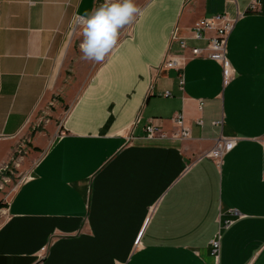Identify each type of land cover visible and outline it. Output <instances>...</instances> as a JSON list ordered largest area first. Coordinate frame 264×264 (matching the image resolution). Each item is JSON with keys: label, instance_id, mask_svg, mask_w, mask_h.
I'll return each instance as SVG.
<instances>
[{"label": "crops", "instance_id": "crops-1", "mask_svg": "<svg viewBox=\"0 0 264 264\" xmlns=\"http://www.w3.org/2000/svg\"><path fill=\"white\" fill-rule=\"evenodd\" d=\"M103 3L0 0V173L18 182L2 201L0 264H215L218 233L216 264H264V0L227 39L226 85L191 54L213 32L191 27L246 0L136 4L94 63L79 44ZM171 55L185 58L182 88L162 67ZM221 137L237 142L218 164L205 154Z\"/></svg>", "mask_w": 264, "mask_h": 264}, {"label": "built area", "instance_id": "built-area-1", "mask_svg": "<svg viewBox=\"0 0 264 264\" xmlns=\"http://www.w3.org/2000/svg\"><path fill=\"white\" fill-rule=\"evenodd\" d=\"M228 2H236V0H227ZM262 0H246V6L243 11L237 10L234 16L228 14L227 12L213 14L208 17H203L195 21L191 27L192 37L195 39H201L205 36L206 32L212 31L213 35L208 38V44L204 49L200 48H191V54L193 56H206L211 60L217 62L221 66L223 84H228L234 77L236 72L229 64V61L226 57V43L227 39L233 30L237 20L242 17L247 12H256L260 9ZM82 18L75 16V24L79 23ZM74 25V24H73ZM176 29L172 33V39H178L179 45L182 49L186 48L185 42L182 38L177 37ZM204 51L206 52L204 54ZM185 58L182 55H171L165 60H163L162 67L173 69L177 72V78L179 86L182 88L184 84V66ZM165 96H169V93L166 92ZM174 123L179 128V131L174 135L177 138L183 139L189 136L188 130L183 126V114H177L173 118ZM145 131L149 137L153 136H164L161 129L154 124H149L145 127ZM63 134L62 131L59 132V136ZM237 142V138H225L221 137L214 147L205 154L206 157L215 160L218 164H221L223 156L229 152ZM26 147L19 146L16 150L18 155H22ZM10 170L8 164L0 166V172ZM8 179V178H7ZM26 177H22L20 182H25ZM4 181H6L4 179ZM15 188V187H14ZM13 188V190H14ZM11 190V191H13ZM230 223V222H228ZM227 223V224H228ZM220 235L219 233L212 238L210 245L212 247V255L218 259L219 247H220ZM138 240L135 241L137 245ZM215 263V264H216Z\"/></svg>", "mask_w": 264, "mask_h": 264}, {"label": "clouds", "instance_id": "clouds-1", "mask_svg": "<svg viewBox=\"0 0 264 264\" xmlns=\"http://www.w3.org/2000/svg\"><path fill=\"white\" fill-rule=\"evenodd\" d=\"M140 11L135 0H104L82 25L79 51L82 59L102 63L117 44L120 31Z\"/></svg>", "mask_w": 264, "mask_h": 264}, {"label": "rangeland", "instance_id": "rangeland-1", "mask_svg": "<svg viewBox=\"0 0 264 264\" xmlns=\"http://www.w3.org/2000/svg\"><path fill=\"white\" fill-rule=\"evenodd\" d=\"M147 0H135L136 4H143L145 3ZM17 153V152H16ZM23 177V176H22ZM21 177V178H22ZM8 177L5 176V174H1L0 173V203L4 204L2 201L5 200V198L11 193V190H13V188L17 185V181L12 179V180H8ZM19 177H16L15 179H18ZM4 179L6 181H4ZM5 205V204H4ZM2 209V208H1ZM0 209V223L3 220V213L2 210Z\"/></svg>", "mask_w": 264, "mask_h": 264}, {"label": "trees", "instance_id": "trees-1", "mask_svg": "<svg viewBox=\"0 0 264 264\" xmlns=\"http://www.w3.org/2000/svg\"><path fill=\"white\" fill-rule=\"evenodd\" d=\"M4 207V204L0 203V209Z\"/></svg>", "mask_w": 264, "mask_h": 264}]
</instances>
